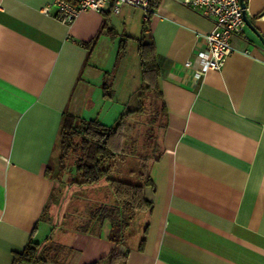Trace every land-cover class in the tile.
Wrapping results in <instances>:
<instances>
[{
    "label": "crops",
    "instance_id": "crops-1",
    "mask_svg": "<svg viewBox=\"0 0 264 264\" xmlns=\"http://www.w3.org/2000/svg\"><path fill=\"white\" fill-rule=\"evenodd\" d=\"M51 1L0 0V264H13L30 240L44 242L53 233L52 240L70 248L66 264H87L110 251L108 220L91 217L85 228H56L62 207L47 169L66 120L100 107L117 114L121 95L126 100L140 90L142 84L121 89L128 63L103 72L121 54V36L136 40L139 33L155 51L165 128L144 188L152 203L145 239L129 250L126 264H264L259 37L244 23L230 38L222 68L195 77L184 63L191 58L198 65L194 51L213 22L183 0H160L147 31L140 7L87 10L64 24L54 6L46 9ZM244 1L264 36V0ZM136 53L142 80L137 47ZM106 77L110 87L102 82Z\"/></svg>",
    "mask_w": 264,
    "mask_h": 264
},
{
    "label": "trees",
    "instance_id": "trees-1",
    "mask_svg": "<svg viewBox=\"0 0 264 264\" xmlns=\"http://www.w3.org/2000/svg\"><path fill=\"white\" fill-rule=\"evenodd\" d=\"M160 0H147L148 19L156 11ZM148 19L144 20V30H149ZM137 51L139 56L142 85L138 93L148 94L152 104H160L163 111L158 76L159 68L156 63L155 51L151 42L138 39ZM157 107V106H156ZM141 107L128 109L140 111ZM159 117V115H156ZM163 120L165 115L163 113ZM137 127V126H136ZM165 121L153 133L154 145L148 148L149 153H137L138 170L131 169L130 173L137 176L136 182H128L118 178H109L108 172L123 159L134 145L135 135L139 128L134 122H115L106 125L98 118H82L74 123L66 120L58 137V155L54 166H48V175L58 188L62 182L60 174L71 169L77 172L79 178L69 180V183L91 185L100 179L108 177L115 204L99 205L91 215L100 223L110 222L108 239L112 243L110 251L87 264H126L128 253L125 248H141L147 231L152 203L145 197L144 188L151 183L150 168L161 153L163 147V129ZM133 142V143H132ZM146 146V145H145ZM148 147V146H147ZM146 147V149H147ZM57 171L59 173H57ZM63 183V182H62ZM142 213L136 233L130 245L123 241L125 228L135 218L136 213ZM85 228V226L82 225ZM70 248L64 244L47 238L44 242L29 241L21 252L14 255L13 264H66Z\"/></svg>",
    "mask_w": 264,
    "mask_h": 264
},
{
    "label": "rangeland",
    "instance_id": "rangeland-1",
    "mask_svg": "<svg viewBox=\"0 0 264 264\" xmlns=\"http://www.w3.org/2000/svg\"><path fill=\"white\" fill-rule=\"evenodd\" d=\"M140 14L141 16L143 15L141 10H140ZM112 17L116 19L115 21L116 22L115 25L117 24L116 28L121 32L122 29L121 21L118 19V17L115 14H113ZM136 38L140 39L141 33H139ZM121 39H122V44L120 45L121 54L119 55L118 59H117V55L116 58L114 55L115 59L112 58L110 62L111 67L104 69L103 72L105 75L108 71L112 72L113 69H117L118 66L122 67L124 66V64L128 63L129 70H128L127 83H125V86L123 87L114 84L113 85L114 87L112 86V88H117L118 90H120V88L122 87L121 89L125 90V88H128V86H131L132 89H135L137 88L136 86L138 84L140 85L142 84V80L140 79L138 72L139 67L137 64L138 59L136 53V47H137L136 45L138 42L137 39L135 40L133 38H126L124 37V35L121 36ZM100 58H102V54ZM103 60L105 61L108 60L107 55L105 54L103 55ZM135 67H137V69ZM102 82L108 84L110 87L111 79H109V77H106V79H102ZM100 87L102 88L103 92L104 91L108 92L107 89L109 87H107L106 89H104L103 86L101 85ZM123 96L124 93L121 95L122 99L120 100L121 102H123V109L120 108L117 114L113 110L110 109L108 110L107 107H100L97 109L98 111L87 110L84 111L82 115L72 117L71 122L74 123L75 121L77 122L82 118L85 119L94 118L97 116H98L97 118L102 123L107 125H113L115 122H118L120 120L126 123L134 122L135 128L137 127L139 128V131L134 137L135 138L134 145L131 144L132 145L131 150H129V152L123 157L121 162H119V165H117L115 168L112 167V169L108 172V177L118 178L128 182H136L137 176L130 173L131 169L138 170L136 154L139 152L140 154H142L145 153V151L146 153H149L151 151V149L148 151V148H151L152 145H154L153 133L155 132L156 129L159 128V125H161L163 121V113L160 104L157 105L152 104L151 98L146 93L141 94L138 93L137 91L135 96L134 94L128 95V99L126 100H123L124 98ZM115 101L118 102L117 100ZM137 106L141 107L140 111H136V112L128 111V109H133ZM156 115H159V117H157ZM52 166H54V164H52ZM57 173L59 172L57 171ZM59 176L60 179L62 178L61 180L63 183L62 182L59 183L62 184V186H60L62 188V193L59 191L58 187H56V192H55L57 197L61 200V202L59 200V204L62 207L61 221L56 225V228L58 230H62L65 227H70L79 224L85 226L91 221L90 217L85 219L86 216L88 217V215L91 214V212L97 205L106 204L110 206L114 204V196L112 193L110 182L107 179L108 177H104L100 179L98 183L78 186L76 184L69 183V180L79 178L77 172L68 169V172L64 170L63 173H61ZM66 208H68L69 211L71 210V212L68 211L69 213L65 214V212H67ZM141 215L142 213L137 212L135 218L124 230L123 241L126 244V246L130 245V242L132 241L133 236L136 233V229L137 226L139 225ZM57 233L58 231L56 232V234ZM54 236L55 233H53V236L52 234L47 235L46 238H50V237L54 238Z\"/></svg>",
    "mask_w": 264,
    "mask_h": 264
},
{
    "label": "built area",
    "instance_id": "built-area-1",
    "mask_svg": "<svg viewBox=\"0 0 264 264\" xmlns=\"http://www.w3.org/2000/svg\"><path fill=\"white\" fill-rule=\"evenodd\" d=\"M183 3L213 22L212 29L200 35L202 43L194 51L193 55L199 59L198 65L193 67V60L189 58L185 67L192 68L195 77L209 70H220L232 51L231 36L244 24L240 0H183ZM124 4L142 8L144 20L148 19L147 0H52L46 9L54 6L55 17L70 24L83 11L109 9L117 13Z\"/></svg>",
    "mask_w": 264,
    "mask_h": 264
},
{
    "label": "water",
    "instance_id": "water-1",
    "mask_svg": "<svg viewBox=\"0 0 264 264\" xmlns=\"http://www.w3.org/2000/svg\"><path fill=\"white\" fill-rule=\"evenodd\" d=\"M241 7H242V17H243V22L259 37L260 41L262 44H264V36H262L258 30L252 25L250 20L248 19L246 15V4L244 0H240ZM125 252H129V248H125Z\"/></svg>",
    "mask_w": 264,
    "mask_h": 264
},
{
    "label": "flooded vegetation",
    "instance_id": "flooded-vegetation-1",
    "mask_svg": "<svg viewBox=\"0 0 264 264\" xmlns=\"http://www.w3.org/2000/svg\"><path fill=\"white\" fill-rule=\"evenodd\" d=\"M114 204H115V201H114ZM101 205H103V204H101ZM97 206H99V205H97ZM89 217L91 218V217H94V216H92L91 214H89L87 218H89Z\"/></svg>",
    "mask_w": 264,
    "mask_h": 264
}]
</instances>
